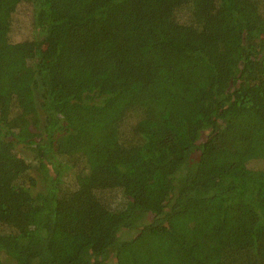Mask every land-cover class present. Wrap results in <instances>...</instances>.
Segmentation results:
<instances>
[{"label": "trees", "instance_id": "obj_1", "mask_svg": "<svg viewBox=\"0 0 264 264\" xmlns=\"http://www.w3.org/2000/svg\"><path fill=\"white\" fill-rule=\"evenodd\" d=\"M0 264H264V0H0Z\"/></svg>", "mask_w": 264, "mask_h": 264}, {"label": "rangeland", "instance_id": "obj_2", "mask_svg": "<svg viewBox=\"0 0 264 264\" xmlns=\"http://www.w3.org/2000/svg\"><path fill=\"white\" fill-rule=\"evenodd\" d=\"M19 153L24 156L25 158H27L28 160L32 161V156L31 153L29 151H27L25 148H23L22 146L19 147ZM194 214L192 212H190L187 216H186V220L190 217H193Z\"/></svg>", "mask_w": 264, "mask_h": 264}]
</instances>
